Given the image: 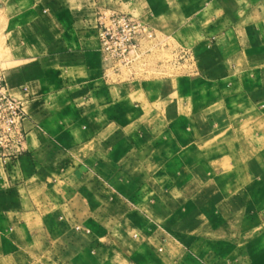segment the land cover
I'll return each instance as SVG.
<instances>
[{"label":"crops","instance_id":"obj_1","mask_svg":"<svg viewBox=\"0 0 264 264\" xmlns=\"http://www.w3.org/2000/svg\"><path fill=\"white\" fill-rule=\"evenodd\" d=\"M97 9L196 72L162 50L106 68ZM0 34L26 134L0 160V264H264V0H0Z\"/></svg>","mask_w":264,"mask_h":264},{"label":"built area","instance_id":"obj_2","mask_svg":"<svg viewBox=\"0 0 264 264\" xmlns=\"http://www.w3.org/2000/svg\"><path fill=\"white\" fill-rule=\"evenodd\" d=\"M97 35L102 62L113 72L124 70L130 75L137 70L146 72L150 56L159 50L165 52L162 63L183 73L196 72L191 49L170 47L147 23L128 13L97 9ZM4 73L0 59V160L3 163L21 155L26 140L22 128L23 103L9 94Z\"/></svg>","mask_w":264,"mask_h":264},{"label":"rangeland","instance_id":"obj_3","mask_svg":"<svg viewBox=\"0 0 264 264\" xmlns=\"http://www.w3.org/2000/svg\"><path fill=\"white\" fill-rule=\"evenodd\" d=\"M0 59H2V51H1V34H0ZM178 71V70H177Z\"/></svg>","mask_w":264,"mask_h":264}]
</instances>
